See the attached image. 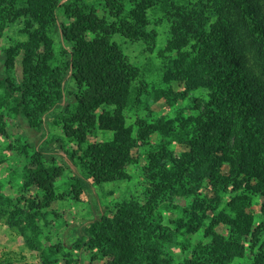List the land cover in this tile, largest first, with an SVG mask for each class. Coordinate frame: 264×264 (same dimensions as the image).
I'll use <instances>...</instances> for the list:
<instances>
[{
	"label": "trees",
	"instance_id": "16d2710c",
	"mask_svg": "<svg viewBox=\"0 0 264 264\" xmlns=\"http://www.w3.org/2000/svg\"><path fill=\"white\" fill-rule=\"evenodd\" d=\"M76 1L7 0L13 17L21 15L30 29L25 42L5 51L7 68L22 53L21 85L12 94L14 114H22L37 128L38 115L59 102L69 72L79 93L70 99L75 111L61 117L62 130L76 141V149L68 152L70 158L97 184L126 179L125 167L133 150L150 134L159 132L163 137L148 154L146 174L151 180L145 203H118L112 218L102 215L90 222L72 247L95 252L104 264H172L165 244L187 227L197 238L186 256L187 264H241L233 260L243 255L245 240L252 249L264 238V201L257 210L259 222L248 210L253 195L264 197V0H133L129 9L122 0H105L108 13L102 16ZM156 2L169 12L166 48L175 52L163 79L183 84L181 91L161 90V94L175 102L203 88L209 99L204 112L199 113L196 105L195 116L178 115L176 126L163 116L152 122L137 118L133 135L123 111L133 98L131 81L137 72L110 36L119 32L131 39L149 37L144 29L145 10ZM59 7L64 11L61 21L56 14ZM54 33L69 44L63 66L54 63ZM97 128L112 131V138L89 142ZM1 132L6 134L0 123ZM172 139L186 146L179 155L168 148ZM19 147L27 153L28 144ZM43 157L41 151L33 152L28 157L33 167L23 173L25 186L43 192L41 201L31 199L34 211L26 212L25 223L5 201L0 208V217L28 236V245L36 250L40 247L38 214L55 199L54 182L63 170L46 165ZM209 187L214 194L198 202L197 191ZM184 192L191 194L194 211L187 222L171 220L174 229H169L156 213L157 202L168 199L170 193ZM223 192L229 193L228 199L222 198ZM220 224L229 227L226 239L215 231ZM58 247L54 244L49 251L55 253ZM63 256L66 262L78 264V256L71 252ZM41 260V264L53 263L43 250ZM249 264H264L262 247Z\"/></svg>",
	"mask_w": 264,
	"mask_h": 264
},
{
	"label": "rangeland",
	"instance_id": "374dc122",
	"mask_svg": "<svg viewBox=\"0 0 264 264\" xmlns=\"http://www.w3.org/2000/svg\"><path fill=\"white\" fill-rule=\"evenodd\" d=\"M74 1L79 2L60 0L59 4ZM81 1L100 16L108 13L105 9V0ZM122 1L127 9L134 3L133 0ZM188 1L181 0L182 3ZM15 5L19 7L20 4L17 1ZM63 12L62 7L57 9L56 14L59 21L63 18ZM145 19L144 29L150 33L149 37L131 39L119 32L110 36V41L119 46L127 62L137 72L131 81L133 98L123 111L124 120L127 125L132 126L133 135L136 131L137 118L152 122L163 116L166 119L174 120L173 123L176 126L178 125V120H176L178 115H183L185 118L195 116L196 105H199V113L204 112V105L209 99L207 91L203 88H198L175 102L161 94V90L171 89L175 92L181 91L183 88V84L180 82H165L163 79L165 68L175 57V52L168 51L166 48V42L170 37V16L169 12L165 11L159 2H156L153 6L146 8ZM111 21L112 19L109 18V22ZM29 31L25 18L21 15L13 17L10 3H7V0L0 1V123L6 133H0V208L2 202L5 201L4 204L6 203L9 208L17 211L21 223L24 224L26 212L34 211V208L30 209L29 206L31 199H35L36 202L42 200V191L33 185L25 186L24 184L23 173L26 167H33L30 158H28L33 152L41 151L45 157L43 158L46 165H59L63 170L62 175L54 182L55 199L49 203L48 207L42 208L38 214L39 222L37 220V224L40 232L36 238L38 237L40 242L39 249L31 248L27 243L28 236L21 234L16 226L9 225L4 217H0V264H41L42 250L53 261L52 264H73L64 260L65 252H71L73 257L78 256V264H104L105 260L95 252L78 250L72 247V243L79 234L84 232L90 222L98 220L102 215L112 218L118 203L132 200L139 204L145 203L149 196L148 189H150L151 180L146 174L148 154L157 149L163 134L159 132L150 134L146 141L133 150L131 160L125 167L126 179L100 184L92 182L80 165L70 158L68 152L76 149V141L66 137L62 130L61 117L64 114L71 115V111H75L74 102H71L70 99L73 98L74 93H79L69 72L63 82L62 96L59 102L48 111L38 115L41 122L37 128H34L33 124H30L22 114H14L12 94L21 85L20 59L22 53L14 58L11 68H7L4 65L5 51L12 47H19V44L27 39ZM52 39L55 52L54 63L63 66L69 54V44L63 40L60 33H54ZM252 63L253 61L250 60V66L255 72H258L257 67ZM195 99H198V102H194ZM112 135V131L97 128L93 135L88 137V141H107L112 138ZM61 140L63 143L60 142ZM22 143L28 144L26 154L19 147ZM185 147L184 143L177 139H172L168 144V148L177 155ZM225 169V167L222 168L223 171ZM209 188L197 191L200 199L198 202L202 201V196L210 197L214 194ZM73 190L78 191L77 194ZM222 198L228 199L229 193L223 192ZM263 201L264 197L253 195L248 209L257 222L260 221L257 210ZM16 205L18 206L16 207ZM104 206L109 208L104 209ZM193 208L191 194L184 192L183 194L170 193L168 199L157 202L155 210L156 213H160L162 224L169 229H174L171 220L182 218L186 222L189 221V216L192 214L190 211H194ZM220 208L221 206L215 211L218 212ZM198 211L202 213L204 208ZM208 222L209 219L205 220V223ZM182 230L183 233H176L174 241L168 242L164 247L172 264H187L186 256L197 239L196 235L190 232V228L186 227ZM215 231L223 235L225 239L228 238L229 227L226 224L216 226ZM32 237L36 242L37 239ZM263 239V237L260 238L252 249L248 247L249 242L245 240L243 255L235 257L233 263L249 264L261 247L264 249ZM54 244H58L60 247L57 251L55 250V253H52L49 251V247ZM92 256L95 258L92 259ZM67 258L69 257L67 256Z\"/></svg>",
	"mask_w": 264,
	"mask_h": 264
}]
</instances>
